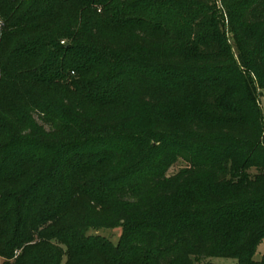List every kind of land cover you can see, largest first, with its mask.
<instances>
[{
    "label": "trees",
    "instance_id": "obj_1",
    "mask_svg": "<svg viewBox=\"0 0 264 264\" xmlns=\"http://www.w3.org/2000/svg\"><path fill=\"white\" fill-rule=\"evenodd\" d=\"M259 90L264 0H0V258L264 264Z\"/></svg>",
    "mask_w": 264,
    "mask_h": 264
},
{
    "label": "rangeland",
    "instance_id": "obj_2",
    "mask_svg": "<svg viewBox=\"0 0 264 264\" xmlns=\"http://www.w3.org/2000/svg\"><path fill=\"white\" fill-rule=\"evenodd\" d=\"M259 100H260V107L262 110L263 122H264V92H262L261 90H259ZM185 166H186V163L181 161L177 166L171 169L170 174L174 175L178 173L180 169ZM88 234L101 236L107 239L112 244L118 245L123 236V228L119 227L115 229H101V230L91 229L90 231H88ZM18 253H20V251L17 252L16 257ZM16 257L11 260H8L6 258H0V264H5V263L11 264L15 261ZM263 258H264V239L258 245L256 254H255V259L257 261H261ZM196 264H239V261L235 258L234 259L233 258H213L203 263H196Z\"/></svg>",
    "mask_w": 264,
    "mask_h": 264
},
{
    "label": "built area",
    "instance_id": "obj_3",
    "mask_svg": "<svg viewBox=\"0 0 264 264\" xmlns=\"http://www.w3.org/2000/svg\"><path fill=\"white\" fill-rule=\"evenodd\" d=\"M19 254V253H18Z\"/></svg>",
    "mask_w": 264,
    "mask_h": 264
}]
</instances>
